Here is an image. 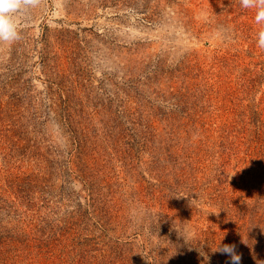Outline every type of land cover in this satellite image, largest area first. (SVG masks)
I'll return each instance as SVG.
<instances>
[{
    "label": "rangeland",
    "instance_id": "obj_1",
    "mask_svg": "<svg viewBox=\"0 0 264 264\" xmlns=\"http://www.w3.org/2000/svg\"><path fill=\"white\" fill-rule=\"evenodd\" d=\"M257 12L41 0L17 14L20 38L0 42V264H231L218 245L264 264Z\"/></svg>",
    "mask_w": 264,
    "mask_h": 264
},
{
    "label": "clouds",
    "instance_id": "obj_2",
    "mask_svg": "<svg viewBox=\"0 0 264 264\" xmlns=\"http://www.w3.org/2000/svg\"><path fill=\"white\" fill-rule=\"evenodd\" d=\"M245 8L256 7L257 22H264V0H240ZM41 0H0V42L12 43L20 38L19 28L15 17L24 14L30 9L37 8ZM258 44L264 48V30L259 33ZM215 251L230 257L231 264H239L240 255L237 254L235 245H223ZM203 255V253H201ZM207 259V257H205Z\"/></svg>",
    "mask_w": 264,
    "mask_h": 264
}]
</instances>
